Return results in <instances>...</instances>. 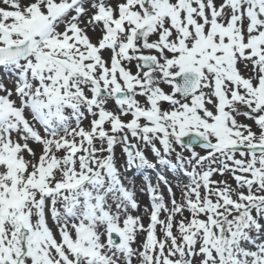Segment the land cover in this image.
<instances>
[{
	"label": "snow or ice",
	"instance_id": "obj_1",
	"mask_svg": "<svg viewBox=\"0 0 264 264\" xmlns=\"http://www.w3.org/2000/svg\"><path fill=\"white\" fill-rule=\"evenodd\" d=\"M0 264H264V0H0Z\"/></svg>",
	"mask_w": 264,
	"mask_h": 264
}]
</instances>
